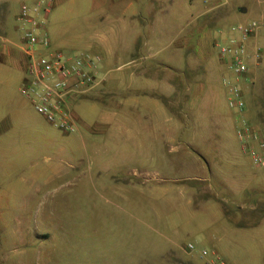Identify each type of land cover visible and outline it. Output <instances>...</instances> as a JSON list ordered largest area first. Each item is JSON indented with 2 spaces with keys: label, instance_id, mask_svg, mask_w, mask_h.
Returning a JSON list of instances; mask_svg holds the SVG:
<instances>
[{
  "label": "crops",
  "instance_id": "obj_1",
  "mask_svg": "<svg viewBox=\"0 0 264 264\" xmlns=\"http://www.w3.org/2000/svg\"><path fill=\"white\" fill-rule=\"evenodd\" d=\"M35 1L0 0V72L8 71L6 67L14 57L13 65L20 75L16 77L17 86H23L26 80L27 55L21 45V33L18 32L17 26L7 21L6 14L10 3L20 6L22 3L32 5ZM43 1L49 5V11L46 14L41 13L39 18L44 21L50 39V49L60 51L56 38L51 37L49 33L47 21L58 9L61 10L60 6L72 0ZM84 2V34L81 36L87 51L83 53L97 56L100 61L91 71L94 78L91 86L67 102L78 128L77 132L75 131L77 134L71 133L76 136L65 145L69 149L79 145L86 150L90 127L85 124L81 115L75 112V108L80 103L83 104V101L96 100L103 93L119 95L115 93L118 90L116 85H127V93L138 91L167 100L164 107L149 110V114L153 118V130L161 134L158 139L169 145L170 151L175 148L171 143H181L179 170L184 174V180L191 182L186 188L188 197L192 202L197 199L196 205H192L191 201L189 203L191 208L196 210L195 213L204 217L200 224H188L186 229L195 232L200 239L207 242H219L222 236L227 234V237H232L233 243L240 237L242 241L255 240L252 244L263 247L264 212L258 220H244L240 224L243 217L247 216L246 219H249L259 213L264 205V193H255L264 188V173L251 170L252 162L241 149L237 137L238 116L227 105L229 90L222 83L225 78L233 80L232 74L220 59L218 47L233 36L230 33L232 26L247 24L250 21L259 22L260 26L246 40L245 45L249 54L259 48L261 58L258 62L248 60L249 81L241 80L239 85L246 104L245 117L252 112L259 117L263 135L259 132L264 140V1L242 0L233 6L229 0L208 3L203 16H208V24L216 27L212 50L209 45L198 43L197 51L193 50L194 60L185 65L184 70L179 68L178 74L169 72L165 63L160 65L166 73L162 71L150 75L141 72L140 75H144L146 81L143 84H152L147 91L136 89L134 78L137 72L130 71L125 84H122V79L118 77L105 79L106 73L112 68H129L133 64L143 34L146 36L143 46L152 53L150 49L153 39H149V36L153 30L151 24L156 7L161 3L175 4L177 1ZM249 6L252 8V16L247 18ZM241 8H244L245 12H240ZM17 17L18 14L16 20ZM66 18L64 13H60V19ZM208 24L201 25V28ZM141 27L147 29L146 32L143 30L142 35ZM45 52L44 49L38 51ZM60 52L65 56L79 53ZM0 86V264H40L43 261V190L59 176L57 168H51L45 173L43 154L45 149L60 143L59 138H68L71 134L56 128L54 131L49 128L45 130L38 123L41 118L45 120L44 117L35 111L29 99L25 98L33 111L26 102L12 96L10 83L4 76L0 79ZM107 86H110L109 91L106 90ZM97 125V132H103L105 127L109 126L108 121L103 119ZM153 142L155 146L160 144ZM61 149L64 150V147L61 146ZM237 243L240 249L241 242Z\"/></svg>",
  "mask_w": 264,
  "mask_h": 264
},
{
  "label": "rangeland",
  "instance_id": "obj_2",
  "mask_svg": "<svg viewBox=\"0 0 264 264\" xmlns=\"http://www.w3.org/2000/svg\"><path fill=\"white\" fill-rule=\"evenodd\" d=\"M240 1L229 0L231 6ZM173 2L176 3L165 2L156 7L149 36L153 39L152 53L143 46L146 36L142 32L147 29L141 27V46L136 60L129 68H112L105 79L118 77L125 84L128 73L134 71L137 72L136 89L147 91L152 84H143L146 81L141 72L162 73L160 64L165 63L169 72L178 74L179 68L184 70L194 60L198 43L209 45L212 50L216 27L208 24V16H203L208 5L200 0ZM18 8V4L10 3L6 18L21 33V23L15 18ZM60 8L47 21L57 48L68 53L87 51L81 36L84 0H72ZM60 13L67 18L60 19ZM251 16L249 6L246 17ZM204 24L208 26L201 28ZM212 52L216 54L215 50ZM13 63L14 57L6 67L8 71L0 72V79L4 76L10 83L12 96L26 102L33 111L19 91L22 85H15L20 75ZM126 87L116 85L115 93L119 95L103 93L96 100L83 101L75 108L90 127L86 150L79 145L72 149L65 145L76 136L72 134L59 138L60 143L44 150L45 173L57 168L59 176L43 190V261L40 264H203L197 250L193 253L186 250L188 244L216 250L227 264H264V246L252 244L255 240L242 241L237 237L233 243L232 237L225 234L219 242H207L186 229L188 224H200L204 217L191 208L197 199L192 202L188 197L186 188L191 182H186L179 170L181 143H171L175 148L170 151L171 147L158 139L161 134L153 130V118L149 114V110L164 107L167 100L138 91L127 93ZM247 118L263 135L259 117L252 112ZM102 119L109 126L97 132V124ZM38 123L45 130H56L42 118ZM153 141L160 144L155 146ZM250 168L255 173H264V169H256L253 164ZM255 193L261 195L264 188ZM263 212L264 205L249 219L243 217L240 224L244 220H258ZM237 242H241L240 249Z\"/></svg>",
  "mask_w": 264,
  "mask_h": 264
},
{
  "label": "built area",
  "instance_id": "obj_3",
  "mask_svg": "<svg viewBox=\"0 0 264 264\" xmlns=\"http://www.w3.org/2000/svg\"><path fill=\"white\" fill-rule=\"evenodd\" d=\"M216 1L202 0L204 4ZM48 11L49 5L43 0L19 6L17 20L21 23V45L27 55L26 80L20 92L51 126L71 134L77 130L78 124L67 102L91 86L94 80L91 71L100 60L84 53L65 56L50 49L44 21L39 18L41 13ZM259 26L257 21L232 26L230 33L233 36L218 47V55L232 74L233 80L225 78L222 83L229 90L227 105L238 116L237 137L241 149L255 167L264 169V140L258 128L245 117V101L239 85L241 80L249 81L248 60L258 62L261 58L259 48L249 54L245 45ZM40 49L46 52L38 53ZM186 250L189 253L197 250L203 264H227L215 250L196 248L194 244H188Z\"/></svg>",
  "mask_w": 264,
  "mask_h": 264
},
{
  "label": "water",
  "instance_id": "obj_4",
  "mask_svg": "<svg viewBox=\"0 0 264 264\" xmlns=\"http://www.w3.org/2000/svg\"><path fill=\"white\" fill-rule=\"evenodd\" d=\"M240 12H245L244 8L239 9Z\"/></svg>",
  "mask_w": 264,
  "mask_h": 264
}]
</instances>
